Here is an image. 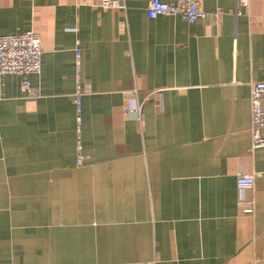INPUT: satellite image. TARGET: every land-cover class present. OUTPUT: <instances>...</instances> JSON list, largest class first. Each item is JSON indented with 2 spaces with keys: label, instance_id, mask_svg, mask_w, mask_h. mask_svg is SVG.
Returning a JSON list of instances; mask_svg holds the SVG:
<instances>
[{
  "label": "crops",
  "instance_id": "1",
  "mask_svg": "<svg viewBox=\"0 0 264 264\" xmlns=\"http://www.w3.org/2000/svg\"><path fill=\"white\" fill-rule=\"evenodd\" d=\"M149 1L0 0V35L43 47L36 98L0 75V264H264V0H203L193 23Z\"/></svg>",
  "mask_w": 264,
  "mask_h": 264
},
{
  "label": "built area",
  "instance_id": "2",
  "mask_svg": "<svg viewBox=\"0 0 264 264\" xmlns=\"http://www.w3.org/2000/svg\"><path fill=\"white\" fill-rule=\"evenodd\" d=\"M203 0H150L146 12L148 17L157 18L161 15H179L188 22H195L199 18H204L207 13L202 8ZM242 5L248 6L249 0H239ZM101 5L104 8L124 9L126 7L125 0H101ZM42 37L37 30H27L18 34H1L0 35V75L2 74H21L23 75L21 90L25 97L36 98L39 91L34 89L28 75L40 73L42 71ZM80 50H77L78 72L77 79L78 88L74 93V102L77 106V125L81 131L82 112L81 104L83 100V90L80 82L81 63ZM250 108H251V151L254 149H264V135L262 129L264 128V81H254L250 86ZM143 103L137 105L135 111L137 117H143ZM127 114H129V107H125ZM78 154L76 162L83 164L87 156L83 152V145L78 141ZM237 183L242 188H252L256 174H246L237 172ZM255 200H247L242 198L241 207L245 212L252 213L254 210ZM140 264H156L155 261L140 263Z\"/></svg>",
  "mask_w": 264,
  "mask_h": 264
}]
</instances>
